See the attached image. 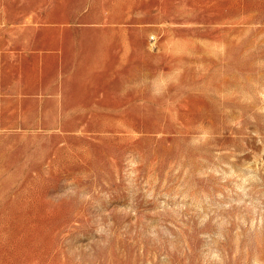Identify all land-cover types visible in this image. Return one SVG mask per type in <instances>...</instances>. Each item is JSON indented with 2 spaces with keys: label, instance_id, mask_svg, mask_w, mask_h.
<instances>
[{
  "label": "rangeland",
  "instance_id": "obj_1",
  "mask_svg": "<svg viewBox=\"0 0 264 264\" xmlns=\"http://www.w3.org/2000/svg\"><path fill=\"white\" fill-rule=\"evenodd\" d=\"M0 264H264V0H0Z\"/></svg>",
  "mask_w": 264,
  "mask_h": 264
}]
</instances>
